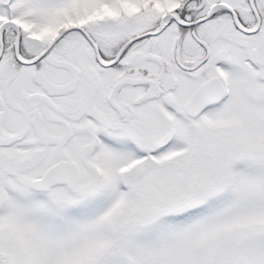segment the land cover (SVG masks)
Wrapping results in <instances>:
<instances>
[{
	"label": "snow or ice",
	"instance_id": "snow-or-ice-1",
	"mask_svg": "<svg viewBox=\"0 0 264 264\" xmlns=\"http://www.w3.org/2000/svg\"><path fill=\"white\" fill-rule=\"evenodd\" d=\"M0 264H264V0H0Z\"/></svg>",
	"mask_w": 264,
	"mask_h": 264
}]
</instances>
